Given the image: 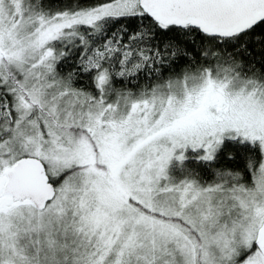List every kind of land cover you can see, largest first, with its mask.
I'll use <instances>...</instances> for the list:
<instances>
[{
    "label": "snow or ice",
    "instance_id": "6c2138e0",
    "mask_svg": "<svg viewBox=\"0 0 264 264\" xmlns=\"http://www.w3.org/2000/svg\"><path fill=\"white\" fill-rule=\"evenodd\" d=\"M0 264H264V0H0Z\"/></svg>",
    "mask_w": 264,
    "mask_h": 264
}]
</instances>
